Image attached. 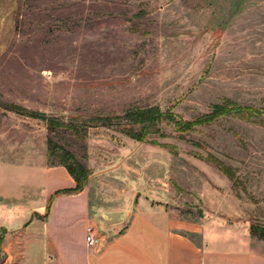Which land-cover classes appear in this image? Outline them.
Instances as JSON below:
<instances>
[{"label": "rangeland", "instance_id": "374dc122", "mask_svg": "<svg viewBox=\"0 0 264 264\" xmlns=\"http://www.w3.org/2000/svg\"><path fill=\"white\" fill-rule=\"evenodd\" d=\"M226 100L253 116L185 136L164 124L145 143L121 125L89 127L135 105L193 121ZM14 107L81 122L88 136L49 133ZM30 129L91 175L151 196L134 179L158 181L150 186L170 191L179 218L264 227V0H0V138Z\"/></svg>", "mask_w": 264, "mask_h": 264}, {"label": "crops", "instance_id": "0c3cea01", "mask_svg": "<svg viewBox=\"0 0 264 264\" xmlns=\"http://www.w3.org/2000/svg\"><path fill=\"white\" fill-rule=\"evenodd\" d=\"M25 132L20 141L0 138V264H264V241L179 218L170 191L152 188L153 179L134 180L154 196L142 184L95 175L82 192L55 196L76 184L49 165L47 133Z\"/></svg>", "mask_w": 264, "mask_h": 264}, {"label": "trees", "instance_id": "16d2710c", "mask_svg": "<svg viewBox=\"0 0 264 264\" xmlns=\"http://www.w3.org/2000/svg\"><path fill=\"white\" fill-rule=\"evenodd\" d=\"M14 109L16 111H23V113L27 114L31 118L43 121L49 133L58 130H66L73 133L79 139H86L88 136L87 133L83 132V129L87 127L81 122L73 121L66 123L59 119L51 118L32 110H20L19 107H14ZM253 113L254 111L251 108H241L233 102L226 100L222 105L214 106L210 114L196 118L193 121H182L175 119L171 114L162 112L158 107H140L135 105L126 110L122 115L98 118L95 120L96 124L93 123L89 127L110 128L121 125L124 128L123 131L126 136L136 142L145 143L149 140L150 135H162L160 127L164 124L169 127H173L181 136H185L194 132L199 126L214 122V120L218 117L235 114V116H239L241 119H244L252 117ZM153 144L155 143L153 142ZM48 159L50 166L64 167L76 184L75 188L58 191L55 196L77 194L84 190L91 175L90 170L85 165L79 163L72 153L65 150L63 147L55 145L49 138ZM211 160H213L216 166L228 178L233 179L234 174L230 168L224 166L222 163L213 158ZM250 233L253 238L264 241V227L252 225L250 227Z\"/></svg>", "mask_w": 264, "mask_h": 264}, {"label": "built area", "instance_id": "2783aa9c", "mask_svg": "<svg viewBox=\"0 0 264 264\" xmlns=\"http://www.w3.org/2000/svg\"><path fill=\"white\" fill-rule=\"evenodd\" d=\"M99 240L97 239L95 232L93 229L88 228L87 229V235H86V243L88 247H95L97 246Z\"/></svg>", "mask_w": 264, "mask_h": 264}]
</instances>
